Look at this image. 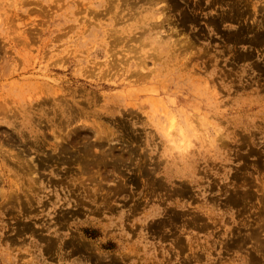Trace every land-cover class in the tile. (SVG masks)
<instances>
[{
  "label": "rangeland",
  "instance_id": "rangeland-1",
  "mask_svg": "<svg viewBox=\"0 0 264 264\" xmlns=\"http://www.w3.org/2000/svg\"><path fill=\"white\" fill-rule=\"evenodd\" d=\"M0 264H264V0H0Z\"/></svg>",
  "mask_w": 264,
  "mask_h": 264
},
{
  "label": "bare ground",
  "instance_id": "bare-ground-1",
  "mask_svg": "<svg viewBox=\"0 0 264 264\" xmlns=\"http://www.w3.org/2000/svg\"><path fill=\"white\" fill-rule=\"evenodd\" d=\"M107 1H108V0H107ZM154 12L157 13V14H160L159 17H160V19H161V17L163 16L162 9H161V8H155V9H154ZM168 24H169V22L167 21V19H166V20H165V19H162V20H161V23H160L161 26H165V25H168ZM161 32H163V30H162ZM239 36L241 37V36H242V33H240L237 37H239ZM174 125H175V123H174V121H172V124L170 125V128H173ZM237 197H238V196H236V195H232V196H231V199H232V200H236ZM238 199H239V197H238ZM52 246H53V245H52Z\"/></svg>",
  "mask_w": 264,
  "mask_h": 264
}]
</instances>
